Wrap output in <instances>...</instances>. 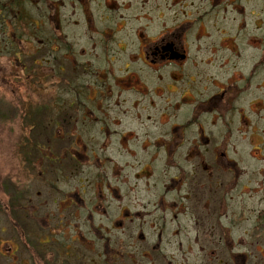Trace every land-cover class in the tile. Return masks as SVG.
<instances>
[{"label": "rangeland", "instance_id": "1", "mask_svg": "<svg viewBox=\"0 0 264 264\" xmlns=\"http://www.w3.org/2000/svg\"><path fill=\"white\" fill-rule=\"evenodd\" d=\"M9 1L0 0V11L5 13L8 11L7 8L5 9V4ZM40 1L26 0L25 2H33L39 7ZM123 1L124 4L119 5L121 13H117L118 15L107 11L109 14L107 22H105L104 8L99 7V5H96V8L93 9L90 8V11L93 10L96 15L98 14L101 17L99 20L94 21L93 24L87 26L83 24V14H81L83 11L78 5H76L77 9L75 11L71 8L62 10L64 28L61 29L52 26L46 21L45 16L39 13L40 17H38L37 22L40 26L39 29L34 27L33 30H29L28 21L30 16H28L29 19L23 20L19 27H21L23 34L32 35V37L28 36L31 41L28 40L26 43L24 42L26 38L23 39V44L18 42V47L14 45L11 48V52L7 49L10 46L7 42L9 38L4 36L5 34L2 30L4 22L3 17L0 16V111L2 113L0 116V264H47L46 260L51 261L52 258L58 257L55 250L48 252L43 250V248L50 246V249H54V246L61 245V242L63 244L66 243L67 239L65 237L62 239L59 235H51L53 240L50 243L40 245V249L37 250L39 254L36 251V258L32 259V253L35 249L33 251V248L29 250L24 247V244L31 246L32 243L43 242L44 238H37L36 235L45 236L47 233L42 231H49L50 228L56 227V225L61 226L62 231L68 229L69 232L73 233L70 228L73 230L75 228L76 232L80 231L77 233L83 234L87 247L93 249V252H90V250L86 252L87 258L94 257V254L99 255L96 261L98 264H121L115 257L117 247H120L124 254H131L133 258L140 257V252L143 251L139 249L141 246L143 247L142 249H147L149 252L152 250L151 243L146 244V242L131 236L133 220L129 219V212L132 210L136 200H134L133 204L130 203V193H128L127 189L124 191L123 183L119 185L117 182H110L113 188L118 186L117 188L121 194L120 201L116 194L113 192L109 193L106 189H104V192L98 190L94 193L87 187L86 194H83L85 198L84 206H86L87 212L82 213V217L79 219H73L69 216L70 219L65 223L63 222L66 215L69 214H67L68 209L62 210L63 201L70 198L73 192L80 193L82 185L79 182L93 181L98 178L104 180L134 177L136 172L145 174L146 168H148L150 172L147 175H152L150 182L153 185L157 183V175L162 174L161 170H164L166 174L176 173L174 168H167V161L163 152H160L156 159L151 158L152 154L157 150V146L151 145L146 147L145 151L139 150L138 157L144 162L140 163V161L134 160L132 157L129 158L127 152L120 147L118 142H115L112 146L109 143L105 149H100L103 138L96 137V140L89 138V129L93 131L95 136L96 132H98L97 129L105 125L110 128V133H115L111 136L112 139L121 140L124 133L129 132L143 139L148 137L153 144L156 139L168 138L169 136L167 137V135L171 132L172 125L186 122L187 119L191 118L192 111L189 108H186V110L180 107L173 108L167 103L164 104L160 97L153 95L155 90L153 83L157 82V80L152 77L149 81L148 75L143 71H139V74L143 82L149 86L151 92L148 95L149 97L141 98L139 109L134 108L133 97L128 100L125 98L118 100L112 97H102L94 104L89 102L86 85H88V82H95L90 80L94 77L89 76L88 73H82V67L76 68L75 66L78 62L82 63L83 60L86 61L90 57L94 70H97L99 67L106 65L103 53H112L118 58V61H114L112 64L113 71L116 76L125 79L128 76H126V69L124 70L125 67L123 68L122 64L128 62V60H133V50L139 48L138 38L134 32L142 30L144 35H153L159 31L172 29L176 24L181 23L180 18H185L184 14H182L171 17L164 15L160 20L155 19L151 17V14H146L147 11L152 9L147 8L150 3L145 2V0ZM30 3H27V5L33 9L28 11L33 12L36 7H33ZM47 6L49 4L43 3L42 8L45 9ZM256 9L261 10V14L257 18H261L259 20H262L261 26L264 27V0L258 1ZM229 12L228 10L225 13L222 11L217 14L213 13L211 15L213 20L210 19L209 14L206 26L213 33V38L221 36L219 29H212V23L215 18L222 26V29L226 31L228 39L237 38L239 47L246 57L238 60L233 58V60H235V65L242 73L248 74L249 71L253 73L252 80L255 85L258 82V78L262 77V73L255 71L254 66L258 62V58L263 55L264 29L258 28L260 25L257 24L258 22L254 25L256 18L254 20V18L250 17L247 19L249 25L245 30L240 31V35H238L237 25L235 26L230 22V18L235 17V15ZM131 13L138 14L133 15ZM121 14H129L124 16L126 18V21H124L126 22L125 27L115 33L114 38H108L104 43H100L98 34H103L110 24L119 26L120 21L118 19ZM111 15L112 18H110ZM142 15L149 16L143 17ZM195 16L193 14V18ZM7 22L11 27L15 25L14 22ZM191 27L194 29L196 26L194 24ZM256 28L258 30L254 32ZM10 30L12 29L8 27V31ZM55 35L65 37L69 47L61 45V49L54 52L52 49L56 47V44H54ZM97 36L98 38H96ZM87 37L95 39H85ZM200 40L203 41L200 43L190 36L188 44L190 52L192 51L193 55L201 54L199 55L200 58H210L212 40L210 37ZM70 44L75 49L72 53V59L64 60L66 53L71 51ZM119 44L122 48H127V52L123 51L120 55L116 54L114 48ZM228 45L232 50L236 49L233 45ZM28 46L35 48L38 52L31 57H26L31 54L24 56L27 69L22 71L20 70L21 64L17 63L14 58L21 55ZM81 49H85V56H82ZM45 51L48 52L47 55L42 56ZM87 63L90 67V63ZM220 63H223V61H217V65ZM134 64L135 62L132 64L135 71H138L140 65ZM133 66L126 71L134 70ZM59 67L63 70H60ZM73 69L77 70L78 75L76 77L70 74ZM210 70L211 66L206 63L203 66L199 65L198 68H193L191 73H194V76L197 74L203 76L210 73ZM110 79L112 77H109ZM89 88L92 95L97 91L92 86ZM127 95L124 94L122 96ZM149 98H153L154 105L152 107L149 105ZM176 99V96H171L173 102ZM75 101L77 103L76 106H69L71 102L74 103ZM37 105L40 106L38 107L39 113L36 112ZM47 105L48 107L45 108ZM29 107L31 108L28 109ZM41 107L42 109H40ZM39 114L41 116L39 119H44V122L39 120L36 123V116ZM86 114L87 116L91 115L90 123ZM134 115L135 117L137 116V119L131 124L130 121H132ZM205 124L207 126V134L210 131L217 132V128L210 129L209 125ZM60 130L67 135L59 136ZM144 130L145 132H142ZM187 136H196L195 129H190L187 132ZM215 137H217L216 134H214L213 138ZM213 138H210L207 147L220 146L222 141H216ZM191 139L193 140V138ZM33 141L39 142L44 147L39 152H35L33 148L32 154L27 156L23 148L26 147V143L31 144ZM239 142L232 138L230 145L232 147L227 153L230 159L232 158L236 161L238 167H242L241 162L238 160L239 156L237 155L239 153L236 151L235 146ZM226 144L227 142H225ZM28 148L31 150L30 146ZM130 149L132 151L135 150L133 144L130 145ZM106 155L112 158V161L115 162L114 165L105 162ZM258 156H262V154ZM181 158L179 157V163L184 165L185 161ZM248 158L253 162V165L260 164L257 159ZM206 159L209 163L211 162L208 158ZM98 160L102 163L105 162V164H99ZM196 163L197 166L191 164L189 169L204 170L201 158L197 159ZM253 165L251 164V166ZM222 167L225 168L220 163L213 167L211 166L213 169H221ZM185 168L188 169L187 166ZM109 174L110 178H107L106 175ZM150 192L151 194L147 195L144 198L145 200L142 198H138V200H143L147 204V208L153 209L158 202L159 193L157 189V194L153 193L152 188H150ZM95 197H103L101 203L104 208L91 214L90 211H93L96 206ZM1 202L3 208H1ZM247 205H249L248 199ZM75 206H78V203ZM136 208L142 209L139 204L136 205ZM238 210L242 213L240 218H243V210L240 208ZM59 213L62 215L65 213L66 215L60 216ZM145 216L151 220V217H154L155 214L149 211L145 213ZM119 220L124 228L122 230H118V227H121L118 226ZM249 220V226H251L253 219L250 218ZM134 221H138L137 216H134ZM234 221V227L230 228L232 239L228 237L226 238L228 241H225L227 244L230 242L232 245L235 242L240 243L239 240L243 242V238L247 237L246 235L244 236L242 231V222L235 219ZM70 222H76L81 229L77 228L75 224L67 227L68 224L66 223ZM245 226H247V222L243 227ZM39 230L41 233L37 234ZM152 232L155 237L150 238L151 241L154 239L156 242L158 237L162 238L164 236L163 241L168 243L167 226L165 227L163 224L159 227L154 226ZM54 238L58 239V241ZM140 238L143 240L142 236ZM172 241L187 243L188 239L186 236L182 240L178 237H173ZM162 242L160 243L161 248L165 250L166 245ZM10 247L11 251L8 250ZM155 247L158 249L159 245ZM107 249L108 251H106ZM261 252L264 254V251ZM261 252L254 247H247V250L241 248L239 253L242 255L245 253L249 254L246 263L241 258H238L236 263H233L229 262L227 258L224 259L223 254L218 255L219 259L218 256L212 258V255L207 259L208 254L206 252L201 256L199 252L193 251L189 254L183 253L181 258L172 257L174 261L172 264H177L178 261V264H264ZM43 254H45V258L42 260ZM132 257L126 258L125 261L127 262L125 264H133L130 261ZM65 260L72 261L66 258ZM77 263H83V261L77 260ZM163 264H167V261L163 262Z\"/></svg>", "mask_w": 264, "mask_h": 264}, {"label": "flooded vegetation", "instance_id": "2", "mask_svg": "<svg viewBox=\"0 0 264 264\" xmlns=\"http://www.w3.org/2000/svg\"><path fill=\"white\" fill-rule=\"evenodd\" d=\"M25 1L10 0L5 4V7L8 6V11L6 13L3 12L4 16H2L0 11V16L3 17L4 22L2 30L5 38H9V41H7L10 44L7 47L9 52L12 51L11 48L14 45L18 47V42L23 44V39L26 38L24 40L26 43L28 40L31 41L29 37H32V35L28 33L23 34L21 27H19L23 20L29 19L28 16H30L31 20L28 21L29 30H33L34 27L39 29L40 26L37 23L38 17H40L39 13L44 15L46 21L52 24V26L61 29L64 28L62 10L64 8H71L75 11L77 9L76 5H78L83 11V13L81 12L83 14V24L87 26L93 24L94 21L99 20L101 17L98 14L96 15L93 10L90 11V8H96V5L104 8L105 22H107L109 18L107 11L113 14L121 13L119 5L124 4L123 0H41L40 6L37 7L33 2ZM258 1L145 0V2L150 3V6L147 8L152 9L147 11L146 14H151V17L155 19L160 20L164 15L171 17L182 14H184L185 18H180L181 23L176 24L172 29L159 31L153 35H144L142 30L134 32L138 38L139 48L133 50V60H128V62L122 65L123 68L125 67L124 70H128L133 66V62H135L134 65H140L138 71H135L133 66L134 70H125L127 78L123 79L116 76L112 64L114 61H118V58L108 52L103 53L106 65L99 67L97 70H94L90 57L86 61L90 63L91 69L89 64L84 60L82 63L78 62L75 66L76 68L82 67V73H88L89 76H93L96 79H90L95 82H88V85H86L88 88V99L92 104L98 102L102 97H112L118 100L122 98L128 100L133 97L132 101L133 103L135 102L134 108L139 109L141 98L149 97L148 95L151 92V89L143 82L139 74V71H143L148 75L149 81L152 77L157 80V82L153 83L155 85L153 95L155 94L160 97L164 104L167 103L173 108L180 107L184 110L189 108L192 111L191 118L187 119L186 122L172 125L171 132L167 135V137L169 136L168 138L156 139L153 144L149 141L148 137L143 139L129 132L124 133L121 140L112 139L111 136L115 133H110V128L105 125L97 129L98 132H96L95 136L92 130H88L89 138H94V140H96V137L103 138V142L99 147L100 149H105L109 143L112 146L115 142H118L120 147L127 152L129 158L132 157L134 160L140 161V163L144 162L138 157L139 150L145 151L148 146H157V150L152 154L151 158L156 159L160 152H163L166 157L167 168L170 167L176 170V173L168 174L164 170H161L162 174L157 175V183L153 185L150 182L152 175H147L150 172L148 168H146L145 174L136 172L134 177L104 180L98 178L93 181L79 182L82 185L80 193L73 192L70 198L63 201L62 210L68 209L67 214L69 213L68 215L63 213V215H66L63 221L65 223L70 217L79 219L82 217V213L87 212L83 196V194H86L87 187L94 193L98 190L104 192V189H106L109 193L113 192L116 194L120 201L121 194L117 188L118 186L113 188L110 182H117L119 185L123 183L125 187L124 191L127 189L128 193H130V203L133 204L134 200H136L132 210L129 212V219L133 220L131 236L146 242V244L151 243L152 250L149 252L147 249H142L143 247L141 246L139 249L143 251L140 252V257L133 258L131 254H124L123 250L117 247L115 257L121 264H125L127 262L125 259L129 257H132L130 261L133 264H163L165 261H167V264H172V262L174 263L172 257L181 258L183 253L189 254L193 251L199 252L201 256L206 252L208 254L207 259L211 255L212 258H216L219 254H223L224 259L227 258L229 262L236 263V260L241 258L246 263L249 254L245 253L242 255L239 253L241 248L247 250V247H254L260 252L264 251V51L254 66V70L259 73L261 72L262 77L260 76L258 82L254 85V81L252 80L253 73L251 71L248 74L242 73L237 68V65H235V60H233V58L238 60L246 57L239 47L237 38L232 37L228 39L226 31L222 29V26L215 18L213 23L211 22L213 24L212 29H219L221 36L213 38V33L206 26L209 14L211 19L213 13L217 14L220 11L225 13L229 10V13L235 15V17L230 18V22L235 26L237 25L238 35H240V31L247 28L249 25L247 19L250 17L254 18V20L256 18L255 23L253 20L254 25L258 22L257 24H260L258 28L264 29L261 26L262 20H259L261 18H257L261 14V10L256 9ZM27 3L36 7V10H33V12L28 11L33 8L29 7ZM43 3H47L49 6L43 9ZM13 13L16 14L12 17ZM129 14L119 15V26H112L110 24L103 34L99 33L100 43H104L108 38H114L115 33L125 27L126 22L124 21H126V18L124 16H128ZM131 14L137 15L138 13ZM193 14L196 15L194 18ZM142 16L148 17L149 15ZM110 18H112V15ZM7 21L14 22L15 25L11 27ZM194 24L196 27L192 29L191 26ZM8 27L12 30L8 31ZM257 30L256 28L254 32ZM190 36L200 43L203 41L200 39L210 37L213 42L210 49V58H200L199 55L201 54L193 55L192 51L190 52L188 46ZM55 37L54 44H56V47L52 49L54 52L59 51L61 45L69 47L67 46L65 37L57 35ZM85 39L93 40L95 38L87 37ZM228 44L233 45L236 49L232 50ZM262 45H264V42ZM70 46L71 51L66 53L64 60L72 59V53L75 49L72 44ZM26 49L21 55L18 54L19 56L14 58L17 63L21 64L20 70L22 71L27 69L24 56L31 54L26 56L31 57L38 52L31 46L26 47ZM114 50L119 55L123 51L127 52V48H122L120 44ZM85 52V49H81L82 56L86 55ZM47 53L45 51L42 53V56L47 55ZM220 60L223 63L217 65V61ZM206 63L211 66L210 73L203 76H199L198 74L194 76V73H191L193 68H198L199 65L203 66ZM59 69L63 70L60 67ZM70 74L74 77L78 75L77 70L74 69ZM109 77H112V79L109 80ZM91 86L97 89L93 94L94 96L90 92L89 87ZM72 89L75 90L74 88ZM124 94L128 95L122 96ZM172 95L177 97L175 102L171 100ZM149 99V105L152 107L154 105L153 98ZM76 105V101L69 104V106ZM136 117L135 115L133 116L132 121H130L131 124L136 121ZM87 119L90 123L91 115H88ZM205 123L209 125L210 129L217 128V132L210 131L207 134ZM190 129H195L196 136H187V132ZM142 132H145V130ZM214 134L217 137L213 138ZM65 135L67 134L61 132V130L59 131V136ZM210 138L222 141L223 143L220 142V146L213 145L212 148L207 147ZM232 138L240 141L235 146L236 151L239 153L237 156H239L238 160L241 162L242 167H238L236 161L228 157L227 152L232 147L230 146ZM225 142H227L226 145ZM131 144L134 145V151L130 149ZM43 147L41 145V148ZM41 148L36 152H39ZM103 152L106 153L105 151ZM259 154H262V156H258ZM250 155L253 159H257L260 164L254 163L255 165H253V162L248 158L252 159ZM179 157H182L181 159L185 161L184 165L179 163ZM97 158L100 159L99 157ZM199 158H201V163L204 164L202 165L204 170L196 171V169H189L191 164L197 166L196 160ZM206 158L211 162L209 163ZM97 162L102 165L105 162L113 165L115 163L109 155H106L105 162L102 163L99 160ZM218 163L222 164L225 168H211V166L213 167ZM106 177L110 178V174L106 175ZM150 188L153 189V193H159L158 202L154 205L153 209L147 208V204L143 201L147 195L151 194ZM138 198H142L143 200H138ZM102 199L103 197H95L96 206L93 211H90L91 214L104 208L101 203ZM247 199L249 205H247ZM77 203L80 207L75 206ZM137 204L142 209L136 208ZM1 208H3L2 202ZM238 208L243 210V218H240L242 213L239 212ZM149 211L155 214L154 217H151V220L145 216V213ZM59 215L63 216L61 213ZM134 216L138 217V221H134ZM250 218L253 219L251 226H249ZM234 219L242 222V231L244 232V236H247L243 238V242L245 243L240 240V243L235 242L233 245L230 242L228 244L225 242L228 241L226 239L228 237L232 239L230 228L235 225ZM246 222L247 226L243 227ZM66 224H68L67 227L75 224L79 228L76 222ZM161 224L165 227L167 226V233L169 234L167 236L168 243L163 241L164 236L162 238L158 237L156 242L154 239L152 241L150 239L155 237L152 232L154 226L159 227ZM121 225L122 222L119 220L118 226ZM61 229V226L56 225V227L50 228L49 231H42L47 233L45 236H41V231L39 230L37 234L40 235L36 236L40 239L44 238L43 242H35L31 246L24 244L26 249L30 250L33 248V251L35 249L32 253V259L36 258V251L40 249V245L48 244L53 240L51 235H59L62 239L65 237L67 242L64 244L61 242V245L54 246V249H50V246L43 248V250L48 252L55 250L58 255V257L51 259L52 262L46 260L47 264H98L96 261L99 255L94 254V257L87 258L86 252L89 250L93 252V249L87 247L83 234L77 233L80 231L76 232L75 228L74 230L70 228L73 231L71 233L68 229L63 231ZM122 229H124L123 226L118 227V230ZM141 236L143 240H141ZM185 236L188 239L187 243L172 241L173 237H178L182 240ZM82 239L83 241H81ZM161 242L166 245L165 250L161 248ZM57 243L59 244V242ZM156 245H159L158 249H156ZM8 250L11 251V247ZM261 257L264 259L262 252ZM44 258L45 254L42 255V260ZM65 258L72 261L65 260ZM77 260H82L83 263H77Z\"/></svg>", "mask_w": 264, "mask_h": 264}, {"label": "trees", "instance_id": "3", "mask_svg": "<svg viewBox=\"0 0 264 264\" xmlns=\"http://www.w3.org/2000/svg\"><path fill=\"white\" fill-rule=\"evenodd\" d=\"M8 7V6H7ZM7 7H5V9L7 8ZM1 14H2V16H4V13H3V11H1ZM15 14L16 13H13V15H12V17L13 16H15ZM38 107H40V106H37V113H39V108ZM47 107H48V105H47ZM40 109H42V107L40 108ZM45 113V112H44ZM1 111H0V116H1ZM39 117H41L40 116V114L39 115H37L36 116V123L40 120V119H42V118H40L39 119ZM42 117L44 118V116L42 115ZM42 121H44V119H42ZM33 125V124H32ZM27 145H26V147H24L23 148V151H24V153H25V155H27V156H30V154H32V150H33V148L35 149V152L36 151H38V149L39 148H41V145L39 144V142H37V141H33L31 144H32V146H31V144H29V143H26ZM30 146V148H31V150L28 148Z\"/></svg>", "mask_w": 264, "mask_h": 264}]
</instances>
